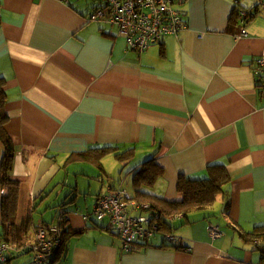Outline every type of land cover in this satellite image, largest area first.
<instances>
[{
	"label": "crops",
	"instance_id": "obj_1",
	"mask_svg": "<svg viewBox=\"0 0 264 264\" xmlns=\"http://www.w3.org/2000/svg\"><path fill=\"white\" fill-rule=\"evenodd\" d=\"M99 2L0 0L5 129L18 181L10 216L19 223L41 206L63 207L52 218L64 214L70 235L51 264H264V238L248 236L264 227V100L253 73L264 51L259 0H186L177 6L185 23L178 38L165 36L142 53L127 50L115 26L87 20ZM240 9L253 15L244 25ZM103 147L131 149L121 162L131 184L152 160L162 173L141 189L166 201L180 199L179 175L203 178L209 164L224 166L228 183L212 206L165 220L171 242L159 231L123 253L116 231L95 218L93 206L116 188L131 203H151L135 200L133 186H123L120 161L115 158L114 169L104 162L112 153L100 166L91 160L92 149ZM82 153L86 158L70 161ZM3 156L0 142V163ZM59 186L70 195L48 201ZM7 192L0 182V236ZM211 226L221 237L209 235ZM28 253L10 252L0 264H33Z\"/></svg>",
	"mask_w": 264,
	"mask_h": 264
},
{
	"label": "built area",
	"instance_id": "obj_2",
	"mask_svg": "<svg viewBox=\"0 0 264 264\" xmlns=\"http://www.w3.org/2000/svg\"><path fill=\"white\" fill-rule=\"evenodd\" d=\"M99 6L88 16L91 22L102 21L116 27L118 35L124 37L126 48L137 53L144 52L150 44L165 36L178 38L185 28L181 12L177 6L186 0H99ZM258 8L264 11V0H259ZM237 16L242 25L253 15L238 10ZM245 28L241 34L245 35ZM259 96L264 100V51L260 54L253 68ZM130 196L123 188H116L103 194L93 206L92 213L97 220L107 219L121 243L123 253H131L140 243H147L157 229L158 216H134L130 210H148V204H137L129 201ZM66 216L60 214L56 223L39 226L34 230L33 264H46L61 245V232ZM213 238L221 237L217 227L209 228ZM167 242L174 238L164 233ZM15 246L0 241V262H4L10 252H20Z\"/></svg>",
	"mask_w": 264,
	"mask_h": 264
},
{
	"label": "trees",
	"instance_id": "obj_3",
	"mask_svg": "<svg viewBox=\"0 0 264 264\" xmlns=\"http://www.w3.org/2000/svg\"><path fill=\"white\" fill-rule=\"evenodd\" d=\"M5 104L6 96L4 92V80L0 78V142L4 147V156L0 163V182L2 186L8 190L7 193L10 194V199L15 202L18 194V181L14 179L12 174L15 148L5 129L6 123L8 122ZM92 150L96 151L97 155L90 158L91 160L93 159L98 166H100L99 162L101 157L108 153H112L114 158L120 162L128 161L132 155L131 149L124 153L117 152L115 148L111 147L95 148ZM89 151L87 153H89ZM84 154L85 153L73 154L70 156V161H74L78 157H85ZM161 173L162 169L152 160H149L133 174L132 186L134 188V199L140 202L151 203L149 204V210L152 214L151 216H158L155 218L157 229L159 231H166L165 233H167L168 230L167 222L165 221L168 217H186L192 211L205 210L212 206L218 196L223 193V188L228 183L229 179L224 166L219 164H209L206 167V175L203 178H192L182 174L179 175L176 190L177 193L180 194V199L177 201H166L163 198L141 189V187H151L160 177ZM3 218L4 221L2 222V226L6 230L0 236V241L10 243L18 248V250L21 248L19 252L20 254L31 252L34 240L32 241L30 239V232L36 229H32V216L27 214L21 217L19 223L15 222L14 216L12 217V215L10 218H7V215L4 214ZM66 224L67 222L63 225L61 232V245L46 264H51L54 261L56 254L63 245L65 235H70L68 229H65ZM33 234L34 232L32 233V236ZM76 234L78 233L73 232L71 235ZM248 236L251 239L264 238V227H255L254 231L249 233Z\"/></svg>",
	"mask_w": 264,
	"mask_h": 264
},
{
	"label": "rangeland",
	"instance_id": "obj_4",
	"mask_svg": "<svg viewBox=\"0 0 264 264\" xmlns=\"http://www.w3.org/2000/svg\"><path fill=\"white\" fill-rule=\"evenodd\" d=\"M114 160H115L114 156L110 154L108 157H106V158L104 159V162L107 163V164H110L111 167L114 169V168L118 167V166H114V163H115ZM120 163H121V162H120ZM123 165H124V164L121 163V165L119 166L120 168L123 169V173L121 174V180H122V182H123V186H124L126 189H128V191H131V190H133V189H132V184H131L130 176H129V174H128L127 171H126V169H128V167H123ZM88 168H89V170H91V171L93 172L94 169H93L92 167H89V166H88ZM94 168L97 169L96 167H94ZM81 169H82V168H81ZM92 174H93V173H92ZM117 180H118V178H117ZM117 180H116V181H117ZM68 193H70V188H69V190H68V189L66 190L65 195H66V194H67V195H70V194H68ZM56 194H58V198H57V199L61 198V200H60L59 202H62L63 199H64V196H65V195H63V192H62L60 186L54 191L52 197H50L48 201H51V200H52V202H53L54 199H55ZM69 198H70V196H69ZM30 201H31V200H30ZM32 203H33V202H32ZM32 203H30V205H31ZM12 207H13V201H12V199H9V198H8V201H7V204H6L7 218H10V208H12ZM58 207L60 208V206H58ZM64 207H68V208H70V204L65 205ZM44 208H45V207H42V206H41V207L39 208L40 210H37L36 212L34 211L33 216H32L33 223L35 224L36 222H39L40 220L44 219V220L47 221V222L55 221V222H54V224H55V223H56V220H54L52 217H54L55 214H57L59 211H62L63 207H61V209H59V208H52V209H49V210H47V211H45ZM22 210H23V209H20L19 211H22ZM30 239H31V237H30ZM29 244H30V241H29ZM30 255H31V253H28V254H25V255L20 256L19 258H21V257H27V256H30Z\"/></svg>",
	"mask_w": 264,
	"mask_h": 264
},
{
	"label": "bare ground",
	"instance_id": "obj_5",
	"mask_svg": "<svg viewBox=\"0 0 264 264\" xmlns=\"http://www.w3.org/2000/svg\"><path fill=\"white\" fill-rule=\"evenodd\" d=\"M17 170L19 171L18 167H17Z\"/></svg>",
	"mask_w": 264,
	"mask_h": 264
}]
</instances>
